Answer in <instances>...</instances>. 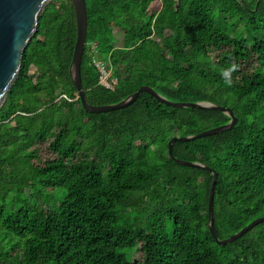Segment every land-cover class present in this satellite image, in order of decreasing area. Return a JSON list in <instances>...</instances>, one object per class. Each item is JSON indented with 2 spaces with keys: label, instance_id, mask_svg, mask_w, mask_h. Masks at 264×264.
<instances>
[{
  "label": "trees",
  "instance_id": "16d2710c",
  "mask_svg": "<svg viewBox=\"0 0 264 264\" xmlns=\"http://www.w3.org/2000/svg\"><path fill=\"white\" fill-rule=\"evenodd\" d=\"M86 2L88 101L116 104L148 85L230 107L234 128L176 141L174 155L218 172L222 239L264 216V0ZM76 41L73 1L51 0L0 107V264H264V222L220 245L214 173L169 151L231 117L148 93L88 112L70 74Z\"/></svg>",
  "mask_w": 264,
  "mask_h": 264
},
{
  "label": "water",
  "instance_id": "95a60500",
  "mask_svg": "<svg viewBox=\"0 0 264 264\" xmlns=\"http://www.w3.org/2000/svg\"><path fill=\"white\" fill-rule=\"evenodd\" d=\"M50 1L51 0H0V107L5 102L10 90L21 73L24 53L38 31L40 17ZM72 1L76 14L77 41L70 74L84 108L88 112L96 113L121 110L136 102L143 93H148L159 101L171 106L195 107L199 109H211L227 113L231 117V121L227 124L210 128L196 134L183 135L173 138L169 143L170 155L173 156L179 164L203 167L214 173L209 201V227L213 237L220 245L224 246L239 240L255 226L263 223L264 216L254 220L248 226L244 227L242 230L230 237L222 239L216 229L214 216L218 172L214 171L206 164L182 160L174 155V144L176 141H191L234 128L238 124L239 119L230 107L211 102L169 100L148 85L141 86L138 91L116 104L93 105L88 101L86 87L82 79V63L88 37V8L86 0Z\"/></svg>",
  "mask_w": 264,
  "mask_h": 264
},
{
  "label": "built area",
  "instance_id": "2783aa9c",
  "mask_svg": "<svg viewBox=\"0 0 264 264\" xmlns=\"http://www.w3.org/2000/svg\"><path fill=\"white\" fill-rule=\"evenodd\" d=\"M95 64L98 68V70L100 71V81L101 83L108 89H113L114 86L117 84L116 80L113 79L115 78L113 76V72H112V69L108 66V64L103 61V60H96L95 61ZM112 78V81L111 79ZM118 81V80H117Z\"/></svg>",
  "mask_w": 264,
  "mask_h": 264
},
{
  "label": "rangeland",
  "instance_id": "374dc122",
  "mask_svg": "<svg viewBox=\"0 0 264 264\" xmlns=\"http://www.w3.org/2000/svg\"><path fill=\"white\" fill-rule=\"evenodd\" d=\"M113 72V71H112ZM111 79V81H112V78H110ZM113 79H115L116 80V78H113ZM116 82H117V80H116Z\"/></svg>",
  "mask_w": 264,
  "mask_h": 264
},
{
  "label": "clouds",
  "instance_id": "9594fccd",
  "mask_svg": "<svg viewBox=\"0 0 264 264\" xmlns=\"http://www.w3.org/2000/svg\"><path fill=\"white\" fill-rule=\"evenodd\" d=\"M233 67H236L235 65H233Z\"/></svg>",
  "mask_w": 264,
  "mask_h": 264
}]
</instances>
